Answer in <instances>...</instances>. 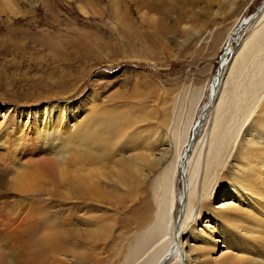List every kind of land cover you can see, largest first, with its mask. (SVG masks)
Here are the masks:
<instances>
[{
    "label": "bare ground",
    "instance_id": "1",
    "mask_svg": "<svg viewBox=\"0 0 264 264\" xmlns=\"http://www.w3.org/2000/svg\"><path fill=\"white\" fill-rule=\"evenodd\" d=\"M142 2L144 8L159 14L151 19L150 15L147 18L142 15L145 32L164 38L166 32L173 31L175 25L168 22L166 14L175 8L174 0ZM247 27L250 29L241 38ZM220 38L219 29L214 38L215 48L220 46ZM223 45L222 60L210 81L209 101L204 106L207 111L214 110L212 134L205 149V139L198 137L196 143L191 144L193 135L197 136L196 122L201 116L200 121L203 122L204 113L194 123H189L185 134L174 133L171 137L164 129L170 125V106H164L163 119L159 123L148 122L152 118L150 113L132 122L131 119L128 121L131 111L123 108L124 104L113 102L114 97L110 103L95 105L91 117L85 116L82 123L72 127L70 120L78 118L76 113L82 112L88 99L77 104L58 102L34 111L33 130L24 136H17L15 120L9 119L5 125L0 124V150L13 149L19 154L16 160L20 164L14 180L19 192L41 196L45 193L44 178L55 189V192H48L49 195L59 196L65 201L64 206L69 204L73 208L90 211L76 216L81 225L79 228H68L72 222L67 218H73L74 212L63 207L61 210L66 211L62 215L66 220H48L50 223H47L39 239L33 238L28 242L30 253L26 258L27 264H81L87 257L92 259V264L94 261L96 264L94 255H88V250L82 253L78 250L85 245L87 249H94L95 241H100L101 235L106 234L108 239L112 237L113 229L103 223L107 213L100 203L123 204L125 216L121 227L127 234L132 229L136 230L127 239L130 246L127 244L125 259H122V254L115 255L111 248L108 249L112 254L109 259L111 264L119 261H122L121 264H136L154 246L157 250L148 255L149 258L142 264H164L169 258L175 264H264V92L243 121L237 119L249 108L242 103L245 97L257 90L251 87L239 94L240 73L248 65H255L256 75L264 68V4L254 15L235 21L226 31ZM232 57L237 66L231 62ZM231 64H234L232 68ZM229 65L230 71L225 76L224 70ZM22 112L30 115V110ZM238 124L232 150L223 160L231 130H235ZM189 128L191 133L187 137ZM130 130L131 133L128 132ZM44 147L54 151L53 155L44 157ZM25 150L30 155H39L22 163L20 154ZM11 162L16 163L14 160ZM1 165L0 186L6 187L10 172L8 167ZM85 166L93 169L89 168V172ZM110 166L112 169H109ZM204 168V189L207 183H215L211 184L210 198L206 197V190L198 197L194 195L199 170L202 169L203 173ZM70 169L74 170V176ZM178 174L186 178L188 190L184 217L180 228L173 232L175 177ZM153 176L156 179L150 181ZM97 178L99 181H96ZM61 187H67V192L71 190V193L62 194ZM29 194L26 199H29ZM216 195L224 199L215 205ZM72 198L76 200L70 201ZM22 207L19 206L13 214L27 213ZM40 208V205H35L33 212ZM202 216L207 218L206 221H202ZM117 238L123 240L120 234L115 236V240ZM175 250L180 253L179 260L177 256H172ZM183 256L186 261L180 263L185 258Z\"/></svg>",
    "mask_w": 264,
    "mask_h": 264
},
{
    "label": "rangeland",
    "instance_id": "2",
    "mask_svg": "<svg viewBox=\"0 0 264 264\" xmlns=\"http://www.w3.org/2000/svg\"><path fill=\"white\" fill-rule=\"evenodd\" d=\"M175 3V8H170L173 13L168 11L166 14L168 22L171 21L175 28L172 32H166V37L157 38L148 31L145 32L142 15L145 14L146 18L150 15L151 19L159 14L144 8L142 0H0V124L5 125L7 120H15L18 126L15 131L17 136H24L33 130L36 119L34 111L42 110L49 104H77L88 99L83 102L82 112L76 113L78 118L70 120L72 127L78 122L82 123L85 116L91 117L95 105L110 103L114 97L113 102L124 104L122 107L131 111L128 121L131 119L132 122L140 120L143 114L150 113L153 120L150 118L148 122L159 123L163 119L164 106H170V125L163 127L171 137L174 133H184L189 123H194L204 113L206 116H203V122L200 121L202 116L199 119L202 125L197 121L196 127L194 126L197 136L193 135L191 144H195L198 137L205 139V149L212 134L214 110L207 111L204 106L209 101L210 81L222 60L226 31L238 19L254 15L263 6L264 0H174ZM250 27L245 29L241 38ZM219 29L220 46L215 48L214 38ZM238 48L237 46L236 49ZM232 59L233 57L231 62L235 63ZM233 65L231 64V68ZM255 68V65H248L240 73L239 94L251 87L257 89L255 94L245 97L242 102L249 108L241 114V118L237 117L240 122L264 92V68L257 75ZM229 71L230 65L225 68L224 75H228ZM28 110L30 115L22 112ZM239 126L240 124L235 130H231L230 140L228 139L230 143H227V152L226 149L223 152V160L232 150ZM132 130L128 132L131 133ZM190 133L191 128L188 129L187 137ZM44 148V157L53 155L54 151L49 147ZM9 151L0 150V164L8 167L10 172L8 185L0 186V264H27L26 258L30 253L28 242L33 238L39 239V235L45 232L47 223H50L48 220L58 219L64 222L66 217L62 214L70 209L74 212V217H69L72 221L67 218L72 222L68 228L76 229L81 226L76 216L90 211L73 208L69 204L64 206L65 201L59 199V196L56 198L54 194L49 195L48 192L54 188L44 178L45 193L39 197L28 193L29 199H26L28 194L19 192L14 185L20 164L16 160L19 154L13 149ZM26 151L20 154L22 163L29 158L34 160L39 155L33 156ZM84 168L91 171L89 168L92 167ZM70 170L74 176V170ZM87 170L84 171L88 173ZM205 173V168L203 173L202 169L199 170L194 191L196 197L206 191V197L211 196L212 185L216 181L214 184L207 183L204 189ZM215 176L216 174L211 179ZM154 179L156 176L151 177L150 181ZM74 180L77 178L74 177ZM186 184V178L176 175L173 232L180 228V221L186 210ZM60 189L62 194L71 193V190L70 193L67 192V187ZM223 199L216 195L215 205ZM75 200L72 198L70 201ZM37 204L41 208L33 212ZM100 205L107 213L103 223L113 229L112 237L108 239L106 234L101 235L102 239L95 241L94 249H87L82 244L85 248L79 247L78 251L82 253L88 250V255H94L96 264H111L109 259L112 254L108 249L111 248L115 255L122 254V259H125L128 255L125 252L127 244L130 246L127 239L136 230L132 229L127 234L122 229L121 220L125 216L123 204ZM19 206L26 208L27 213L14 215L13 211ZM63 207L66 210L62 211ZM206 219L202 216V221ZM118 234L122 235L123 240H115ZM156 250L155 246L148 250L136 264H142ZM179 255L176 250L173 251L172 256H177V260ZM184 259L180 263H185L186 257ZM173 262L169 258L164 264H175ZM81 264H92V259L87 257Z\"/></svg>",
    "mask_w": 264,
    "mask_h": 264
},
{
    "label": "water",
    "instance_id": "3",
    "mask_svg": "<svg viewBox=\"0 0 264 264\" xmlns=\"http://www.w3.org/2000/svg\"><path fill=\"white\" fill-rule=\"evenodd\" d=\"M198 128H199V127H197V131H198Z\"/></svg>",
    "mask_w": 264,
    "mask_h": 264
}]
</instances>
